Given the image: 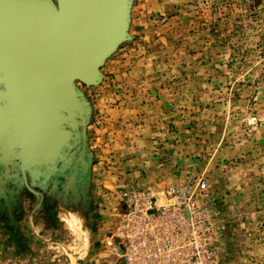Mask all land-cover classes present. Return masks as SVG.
I'll return each instance as SVG.
<instances>
[{"label": "rangeland", "instance_id": "1", "mask_svg": "<svg viewBox=\"0 0 264 264\" xmlns=\"http://www.w3.org/2000/svg\"><path fill=\"white\" fill-rule=\"evenodd\" d=\"M132 4L127 40L104 61L99 85L75 83L91 163L76 202L97 219L100 242L77 221L80 239L66 251L53 233L50 249L39 240L0 250V264H57L64 252L79 264H124L121 189L149 190L162 204L185 173L205 177L216 198L218 264H264V0ZM40 185L19 171L0 183V197L28 203L23 190Z\"/></svg>", "mask_w": 264, "mask_h": 264}, {"label": "water", "instance_id": "2", "mask_svg": "<svg viewBox=\"0 0 264 264\" xmlns=\"http://www.w3.org/2000/svg\"><path fill=\"white\" fill-rule=\"evenodd\" d=\"M130 6L131 0H0L2 184L17 169L40 182L72 148L69 167L89 180L86 104L75 83L99 85L104 61L127 40Z\"/></svg>", "mask_w": 264, "mask_h": 264}, {"label": "built area", "instance_id": "3", "mask_svg": "<svg viewBox=\"0 0 264 264\" xmlns=\"http://www.w3.org/2000/svg\"><path fill=\"white\" fill-rule=\"evenodd\" d=\"M164 203L149 190L119 192L115 237L124 264H218L216 198L202 175L185 173L168 184Z\"/></svg>", "mask_w": 264, "mask_h": 264}, {"label": "crops", "instance_id": "4", "mask_svg": "<svg viewBox=\"0 0 264 264\" xmlns=\"http://www.w3.org/2000/svg\"><path fill=\"white\" fill-rule=\"evenodd\" d=\"M134 8L135 5L132 4L129 10L130 23L131 21L134 22V19H131V13ZM70 154L71 150H68L66 157L70 156ZM60 162L63 163L64 160ZM60 162L57 163L56 169L50 176L41 178V188L23 190L26 193L28 192V194H25L26 198L28 197L30 200L28 203L20 201V198H11L10 200L7 196L0 197V199L3 198L0 202V250H10L21 245L24 247L27 245L32 246L39 240L46 242L47 248L50 249L52 243L50 234L56 233L63 236L62 244L64 247L61 248L66 251L69 241L72 240V244H74L80 239L79 235L81 233L77 230V221L80 223V227L82 223L84 229H87L86 233L88 238H90V244L91 239L94 243L100 242L101 238H93L97 235L95 231L100 230L97 228V219H93L90 212H81L80 214V210L77 207L79 204L76 202L78 191L75 188V184H52L50 177L59 171ZM16 171L18 174V169ZM76 173L79 174V170ZM75 182L73 181V183ZM70 196L74 199L73 201ZM74 207H77L74 211L65 209ZM65 255L68 256L67 252H64L63 256L57 260V264L80 263L78 257L73 256V260L70 258V260H67Z\"/></svg>", "mask_w": 264, "mask_h": 264}, {"label": "flooded vegetation", "instance_id": "5", "mask_svg": "<svg viewBox=\"0 0 264 264\" xmlns=\"http://www.w3.org/2000/svg\"><path fill=\"white\" fill-rule=\"evenodd\" d=\"M68 158H69V156L66 157V160H68ZM64 163H66V162H63V163L60 162L59 166H61ZM66 164H67V166H65L63 174H61V176H60L59 172H57L55 174L56 176H55L54 180H51V182H52V184L53 183H58V184L66 183V184H71V185L75 184V188L79 194V191L81 190L82 185L85 183V177L83 175H81L80 173L78 174V173L72 172V169H71V167H69L68 162ZM67 167H68V169H67ZM73 181H76V182L73 183Z\"/></svg>", "mask_w": 264, "mask_h": 264}]
</instances>
